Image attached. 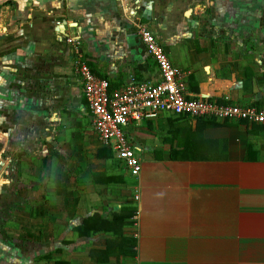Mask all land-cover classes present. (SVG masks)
<instances>
[{
    "label": "crops",
    "instance_id": "crops-1",
    "mask_svg": "<svg viewBox=\"0 0 264 264\" xmlns=\"http://www.w3.org/2000/svg\"><path fill=\"white\" fill-rule=\"evenodd\" d=\"M140 26L188 97L264 108V0H0V264H264V124H128L135 178L96 136L73 62L156 85Z\"/></svg>",
    "mask_w": 264,
    "mask_h": 264
},
{
    "label": "built area",
    "instance_id": "built-area-1",
    "mask_svg": "<svg viewBox=\"0 0 264 264\" xmlns=\"http://www.w3.org/2000/svg\"><path fill=\"white\" fill-rule=\"evenodd\" d=\"M137 34L147 54L157 64L160 81L156 85L132 81L123 88L108 91L105 79L92 74L86 64L73 62V72L82 84L96 136L122 162L131 177L139 175L141 164L123 131L128 124L156 119L162 112L191 119L264 124V108L188 97L184 73L172 66L154 34L145 26L138 27Z\"/></svg>",
    "mask_w": 264,
    "mask_h": 264
},
{
    "label": "trees",
    "instance_id": "trees-1",
    "mask_svg": "<svg viewBox=\"0 0 264 264\" xmlns=\"http://www.w3.org/2000/svg\"><path fill=\"white\" fill-rule=\"evenodd\" d=\"M240 123H242V122H240ZM244 123V122H243ZM252 125V124H251ZM88 222H83L82 223V226L80 225V226H78L77 228H76V231H80V233H79V235H92V234H94V233H96V232H98L100 229H96V228H91L90 229V231L88 230V231H85V227L84 226H86V224H87ZM81 230H84V231H82L81 232Z\"/></svg>",
    "mask_w": 264,
    "mask_h": 264
}]
</instances>
